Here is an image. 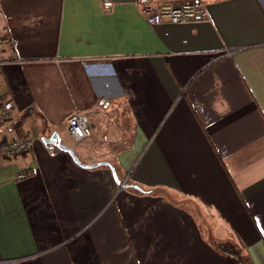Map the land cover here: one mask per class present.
<instances>
[{"label": "crops", "instance_id": "crops-1", "mask_svg": "<svg viewBox=\"0 0 264 264\" xmlns=\"http://www.w3.org/2000/svg\"><path fill=\"white\" fill-rule=\"evenodd\" d=\"M182 1L0 0L16 108L0 138L34 140L0 159L3 258L264 264V0H201L209 21L184 25L141 14ZM224 48L240 51L216 60ZM72 113L89 119L71 149L92 169L42 142L65 145Z\"/></svg>", "mask_w": 264, "mask_h": 264}, {"label": "built area", "instance_id": "built-area-1", "mask_svg": "<svg viewBox=\"0 0 264 264\" xmlns=\"http://www.w3.org/2000/svg\"><path fill=\"white\" fill-rule=\"evenodd\" d=\"M141 14L150 26H159L164 23L173 25H184L189 23H200L209 21L210 15L201 0H184L180 3H162L159 5H145ZM10 43L9 37L0 36V66L2 65V54L5 43ZM240 49L224 48L216 60L231 58ZM15 104L12 101L3 100L0 95V125L12 121L15 116ZM68 133L75 142L81 143L92 135L89 119L86 115L72 113L67 120ZM34 146V140L27 134L12 139L0 138V159L11 160L26 154ZM26 175H21L23 179ZM126 186V181L118 184V190ZM16 260L3 258L0 253V264H14Z\"/></svg>", "mask_w": 264, "mask_h": 264}, {"label": "water", "instance_id": "water-1", "mask_svg": "<svg viewBox=\"0 0 264 264\" xmlns=\"http://www.w3.org/2000/svg\"><path fill=\"white\" fill-rule=\"evenodd\" d=\"M42 142H43L46 146H52V147H55V148L59 149L60 151L69 154L70 157L74 160V162H75L76 164H78V165H79L80 167H82V168H85V169H92V168L95 167V166H92V165H86V164H83L82 161L78 158V156L75 154V152H74L71 148H69V147H67V146H65V145L62 144L61 139H60V137H59V135H58L57 133H54V134H53L51 137H49V138H42ZM103 165H106V166H109V167H110V169H111V171H112V173H113V175H114V177H115L116 182H117L118 184H120L121 182L119 181V179H118V177H117V174H116V171L114 170V168H113L112 166H110V165H108V164H106V163H100V164H98L97 167H99V166H103ZM129 186H130V185H126L125 187L128 188ZM131 187H132L133 189H136V190L139 191V192H144V190H142V188L139 187V186L131 185Z\"/></svg>", "mask_w": 264, "mask_h": 264}, {"label": "rangeland", "instance_id": "rangeland-1", "mask_svg": "<svg viewBox=\"0 0 264 264\" xmlns=\"http://www.w3.org/2000/svg\"><path fill=\"white\" fill-rule=\"evenodd\" d=\"M63 143H64L65 145H68V147L72 148L73 150H75L76 147H77V146L74 144V141H73L71 135H69V134H66V140H63Z\"/></svg>", "mask_w": 264, "mask_h": 264}]
</instances>
